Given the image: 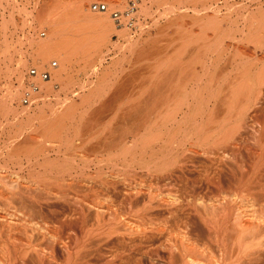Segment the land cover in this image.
I'll list each match as a JSON object with an SVG mask.
<instances>
[{
  "label": "bare ground",
  "instance_id": "obj_1",
  "mask_svg": "<svg viewBox=\"0 0 264 264\" xmlns=\"http://www.w3.org/2000/svg\"><path fill=\"white\" fill-rule=\"evenodd\" d=\"M94 1L83 20L60 10L29 31L36 69L13 95L24 96L16 112L29 129L0 134V264H264V0H139L132 25L112 1ZM184 2L199 28L191 44L176 22ZM148 16L183 29L178 64L156 72L154 92L120 81L89 90L107 100L61 97L63 52L86 57L105 41L133 53L140 36L129 30L144 32ZM114 32L127 43H112ZM17 65L23 73L28 61Z\"/></svg>",
  "mask_w": 264,
  "mask_h": 264
},
{
  "label": "rangeland",
  "instance_id": "obj_2",
  "mask_svg": "<svg viewBox=\"0 0 264 264\" xmlns=\"http://www.w3.org/2000/svg\"><path fill=\"white\" fill-rule=\"evenodd\" d=\"M5 1L7 3L4 2V4L5 5L7 4L8 6L6 5L4 11H3V8L0 9V134H4V133L7 134V133L14 132V131L29 129V127H26L24 125L25 121L27 122L26 116H23L22 114L18 115L16 112V108L18 107L20 102L22 101L21 104L24 103L23 102L24 96L22 94H20L19 96L13 97V95L18 91L17 88L19 85L20 78H22L23 80L25 79L24 80L25 87H20V92L21 93L24 92L25 88L27 87L26 85H28L30 83V81L32 80L31 76L29 75L30 74L29 70L33 69V68L36 69V67L33 63V59L29 54V52H30L29 50L31 49L30 45H29V40H30L29 31H31V29H32L31 27H33L34 25L35 26L38 25L41 21H43V19H47V18L50 19L55 12L60 11V10H63L64 15L67 13H71V12L75 13L76 12L78 15H74L75 18L74 17H72V18L75 20H78V19L83 20L84 15L82 13L84 11V8L90 6V3L94 0H5ZM106 1H108V0H106ZM110 1H112V3H113V9L112 8H110V9H112V10L116 9L117 5L115 4V2H117L118 0H110ZM171 1H173V0H171ZM184 1H188V0H184ZM126 3H128V0H126ZM187 3L184 2L180 5H183V6H181V8H183V9L184 8L187 9L189 7L188 13L187 14H186V12L184 13L186 15L189 14V16L185 17L186 15H184L183 16L184 18L182 17L183 18L182 20L179 19V20H176V22H179L177 24H180L182 21H185V23L183 22L181 24L187 25V26H183V27H185L184 29H185L186 33L189 32V28L194 30V31L190 30L191 33L190 32L187 33L188 34L187 38H189V41L191 44L192 42H194L193 39L195 40L198 37L197 34H195L196 37L193 35L198 27L196 24L192 23V22H194L193 21L194 19L191 18L193 16V11L189 10V9H191L190 6H192L191 2H189L190 4L188 3V5H187ZM184 4H185V7H184ZM250 4H251L250 2H248V4H246L248 6V7L246 6L248 9L249 8L257 9L256 3H254L253 5L252 4L250 5ZM198 5H199V7L200 6L202 7V4L200 5L198 3ZM253 6H256V7H253ZM74 13H72V14H74ZM157 15L158 14H156V16ZM62 16H59L57 19H59L60 21H64V20H67L65 18L71 17L70 15L69 16L66 15V17L65 16L62 17ZM174 17H175V15L172 16L171 18H174ZM168 19L169 18H167V17H164V18L162 17L160 19V21L157 23L158 24L157 25L154 22L153 17H151V16H148L145 18L143 17L142 20H143V23L145 25L144 32H142L140 34L139 29H136L133 27H131V29L133 28L131 31L128 29L129 32H131L130 34L133 35V37L135 39L140 36L138 47L136 46V48H135L136 51H134L133 53L129 51L130 49H128L127 46L120 50V48H114L110 42L106 43L105 41H100V42L98 41L99 44L96 46V48L94 47L93 49H91L90 54L87 55L86 57L82 53H75L74 56H73V54H71L70 55L71 57H70L68 54V52L70 53V49H68V47L67 48L65 47L64 50L65 49L69 50V51L65 50L66 51L65 55H64L63 50H62L63 54L61 52V54L63 55V58L66 57V60L64 58V60L66 62L63 61L65 63L64 64L65 67L57 69L58 73L53 78V84H62V83H64L65 85L67 84L65 91L64 92L62 91V93H61V91L59 92L61 94V97H63V98H65V97L69 98L70 97L69 99H73L75 102H78V103H79L80 98H84L86 101L88 100V101L95 103L97 100H100L101 96L96 95V93L95 94L90 93L89 90L91 88L92 89H94V88L98 89V86H100V85L102 86V84L108 86L110 84L111 85L117 84V82H120V81L121 82L124 81V83L129 84L130 86H136V84L138 86V84H141V82H142V84L144 86L147 84L145 87L148 88L147 90L150 89V92H151V90H153L157 86H159L158 82H160V80H161V78H159L160 75H158L156 72H159V74L163 75L162 73H163L164 69H165L164 71H166L167 67L169 69H173L171 67V65H173V67H176L175 65L178 61V60H176L178 55L176 54L177 52H176L175 47L177 46L176 42L179 43L178 40H180V39H177V38L180 36V33H181L180 29H182V27H180V25H179L180 29L177 28L178 26L176 25V22H173L175 19L171 20L174 23V25H173V23L171 24V21ZM167 21H169L168 24H167ZM169 23H170V25H169ZM159 24H161V25H159ZM225 26L227 27V24ZM187 27H188V31H187ZM178 29L180 30L179 35L177 34L179 31L178 32L176 31ZM198 31H199V28H198ZM61 35L66 36V35H68V32H64ZM176 36H178V37H176ZM191 36H194L195 38L193 37V39H192ZM151 39H152V41H151ZM172 39L173 40L175 39L174 44H173ZM111 41H112V43L121 42V45L127 43V41L125 39L120 37L118 35V33H115V32L113 34H111ZM5 42L7 43L8 50L5 53H3L4 48L6 47ZM169 42L171 45H168ZM156 45H158V47ZM157 48L160 50H158ZM172 51H173V53H172ZM260 51H257V53H258L257 55L260 56V61H261L263 59L264 55ZM169 52H170V54H169ZM187 52L184 54L185 60L188 59L187 57H189V53H187ZM138 55L140 56V58ZM165 56L166 57L169 56V58L172 57V58H170L172 60H170V59H169L170 61L167 60L165 62V65H164V63L163 64H161V63H162V60H164L162 58H164ZM166 57H165V59H166ZM21 58L26 59L28 61V67L23 69V73L20 72V71H22L21 67L18 68L20 71L16 68L18 66L17 63ZM120 58L121 59L124 58L125 60L124 59L121 60ZM136 59H139V60H136ZM191 59H193V57H191ZM119 60H121V61H119ZM134 60H136V61H134ZM174 60H176V61H174ZM193 60H191V61H193ZM157 62L158 63L161 62V63L158 64ZM193 62H192V65H194ZM131 63H133V64H131ZM155 63H157V64H155ZM168 64H171V65H168ZM228 65H229L228 68H231V65L230 64H228ZM155 66H156V68L160 66L159 67L160 70L155 71L154 70L155 68H153ZM194 66H196V65H194ZM197 67L199 68L198 65H197ZM21 73L23 75L22 77H21ZM18 74H20V75H18ZM150 74H152V76ZM121 75H122V77H121ZM127 76H128V79H127ZM156 76H157V78H156ZM152 77H154V79ZM129 78H131L132 80ZM134 78H136L137 80ZM162 79H163V77H162ZM134 81H136V82H134ZM132 82H133V85H132ZM161 82H162V80H161ZM161 82H160V84H161ZM157 83H158V85H157ZM150 84H152V85H150ZM149 85L152 86L153 88L148 87ZM67 86H68V90H67ZM154 86H156V87L154 88ZM23 88H24V90H23ZM80 89H82V90H80ZM92 89H91V92H92ZM70 90H72V91H70ZM95 91L93 90V92H95ZM153 92H154V90H153ZM263 92H264V88H263ZM88 93H90V94H88ZM149 93H148V100L151 97V95ZM88 95H89V97H87ZM105 96L107 97V95H105ZM105 96H102L103 98H101V99L107 100V98ZM261 96H262L261 97L262 101L260 102L261 105H259L260 110H261L260 106L262 108H264V93H261ZM85 100H83V102ZM81 102H82V99H81ZM94 105H98V104H94ZM263 110L264 109H262L261 111L264 112ZM92 112L94 113V115L96 113H98L95 111H92ZM93 113H91V115H93ZM89 115H90V113H89ZM96 115H98V114H96ZM0 145L1 146L4 145L3 141L0 143ZM4 152H6V151H4ZM4 154L5 153H0V164H6L4 159L7 157V155L6 154L4 155ZM17 160L18 159L15 158L13 161H11V164L13 165L14 163H17L16 162ZM147 184H150V182ZM170 188H171L170 184H167L164 186L163 189L165 191H167ZM216 198H218L216 194H213V195L211 194L207 198V200L211 199L213 201ZM0 203H1V206L3 207L4 202L1 201Z\"/></svg>",
  "mask_w": 264,
  "mask_h": 264
},
{
  "label": "built area",
  "instance_id": "obj_3",
  "mask_svg": "<svg viewBox=\"0 0 264 264\" xmlns=\"http://www.w3.org/2000/svg\"><path fill=\"white\" fill-rule=\"evenodd\" d=\"M138 3L139 0H128V5L125 9V13L120 10H113L112 14L118 22L121 21L123 15L124 17L127 15V18L129 19V24L132 25L136 19L135 12L138 10ZM92 8L94 10H107L109 8V3L106 0H97L92 3ZM54 64H56V61H54ZM43 75L46 77L48 75V72L44 71Z\"/></svg>",
  "mask_w": 264,
  "mask_h": 264
}]
</instances>
